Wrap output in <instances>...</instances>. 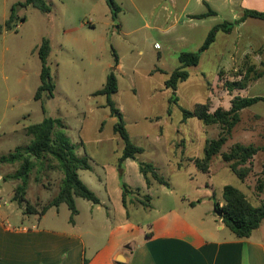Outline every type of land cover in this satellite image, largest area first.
I'll return each mask as SVG.
<instances>
[{"label":"rangeland","instance_id":"obj_1","mask_svg":"<svg viewBox=\"0 0 264 264\" xmlns=\"http://www.w3.org/2000/svg\"><path fill=\"white\" fill-rule=\"evenodd\" d=\"M25 1L0 0V24L9 19L13 7L19 18H25L16 22L15 29L0 33V158L31 143L27 127L45 118L58 119L61 126L57 131L66 135L76 155L89 158L93 168L79 171L81 180L98 189V176L104 175L103 167L113 165L124 147L120 135L114 131L118 115L111 113L106 96L94 95L104 88L118 57L121 66L114 70L118 92L111 99L122 114L132 142L145 149L140 156L142 161L154 159L156 137L163 135L165 147L158 172L172 183L178 195L199 196L204 201L200 210L210 209L213 213L216 203L222 202L223 188L227 185L243 191L256 206L264 201V189L258 190L259 180L264 179L262 105L254 106L260 110L257 113L248 110L241 113V122L222 148V152H227L236 143L260 148L244 182L230 171L220 155L211 163V176L196 171L192 160L203 156L204 145L217 139L221 128L204 125L196 118L184 121L182 113V109L193 110L197 104L204 103L210 104L211 112L218 108L227 110L236 96L253 94L250 88L256 81L244 89L228 87V83L243 78L247 62L239 69L214 77L215 55L222 51L226 57L241 55L242 50L237 52L232 41L241 34L246 44V28L233 31L231 36L219 34L216 42L202 54L198 66L188 69L189 79L174 93L166 89L165 82L180 67L179 54L198 51L215 22L193 21L192 26L186 25L184 14L174 24L176 16L181 17L182 13L153 10L152 5L158 0L138 4L141 11L130 0H115L119 12L107 0H45L51 9L48 13L32 6L21 7L19 4ZM190 10L198 13L204 7H197L193 2ZM162 13L166 15L160 18ZM254 22L255 32L264 33V22ZM44 39L51 45L48 67L54 90L52 97L44 91L37 100L42 70L39 48ZM174 95L178 102L172 101ZM102 161L108 164L102 165ZM56 165V160L48 157L29 175L26 198L38 210L60 190L64 175ZM178 165H182L180 169ZM19 167L20 163L0 161V196L11 203L21 181L10 176ZM156 190L154 187L152 194L163 198ZM100 195L104 197V192ZM76 205L86 215L92 204L77 198ZM11 208L17 212L11 218L12 223L27 216L17 203L13 202ZM59 209V218L68 219L71 214L68 206L62 204ZM47 221L55 218L49 217Z\"/></svg>","mask_w":264,"mask_h":264},{"label":"crops","instance_id":"obj_2","mask_svg":"<svg viewBox=\"0 0 264 264\" xmlns=\"http://www.w3.org/2000/svg\"><path fill=\"white\" fill-rule=\"evenodd\" d=\"M130 1L136 10L141 11L138 4L143 5L147 0ZM193 2L197 7H204V11H189ZM156 8L161 12L182 13L181 17L176 16L174 24L186 14V25L190 26L193 21L211 20L215 25L235 23L233 31L246 28V44L241 34L232 41L237 52L242 50L241 55L226 57L223 51L215 55L217 65L214 77L239 69L246 62V67H264V33L257 34L254 30V20H264L241 19L244 10L264 13V0H158L152 5L153 10ZM209 9L216 15L193 18ZM162 14H159L160 18L166 15ZM120 66L118 60L117 67ZM202 76L206 77L203 72ZM263 89L264 76L250 88L253 94L248 97H264ZM220 91L224 90L221 88ZM255 105H262L261 110H264L263 101ZM255 105L246 110L257 113L260 110ZM162 137H156L154 159L148 161L157 171L162 164L165 147ZM121 154L113 165L102 161V165L107 166L103 167L104 175L98 176V189L84 182L97 195L100 203L88 201L92 205L86 215H82L78 207L73 223L70 222L71 214L68 219L59 218L60 207H52L42 216L25 214L24 208L19 207L27 216L12 223L11 218L17 215L16 210L11 208L13 202L0 196V264H85V260L87 264H264V221L249 238H236L231 232H226L228 230L214 212L200 210L204 201L199 196L178 195L169 181V186L154 181L148 186L139 167L141 155L136 159H126L120 168ZM181 166L178 165V168ZM123 184L133 190L127 193V208L123 204ZM154 187L163 198L152 194ZM102 191L104 197L100 195ZM145 195L152 198L150 208L140 203ZM52 211L56 214L49 216ZM49 217L55 218V221H47ZM119 258L124 262L118 261Z\"/></svg>","mask_w":264,"mask_h":264},{"label":"trees","instance_id":"obj_3","mask_svg":"<svg viewBox=\"0 0 264 264\" xmlns=\"http://www.w3.org/2000/svg\"><path fill=\"white\" fill-rule=\"evenodd\" d=\"M109 6L115 11H120V7L115 0H107ZM21 7L32 6L42 12L48 13L51 11L50 6L45 0H26L19 4ZM117 15V12L115 13ZM216 12L209 9L206 13L193 16L196 19H203L210 16H215ZM254 18L264 20V13L254 10H244L242 20ZM19 18L15 13V7L12 8L11 15L4 24H0V33L4 30L10 31L15 29ZM235 23L222 22L212 27L201 47L196 52H182L179 54L180 67L174 70L170 77L165 82V87L172 90L174 93L178 90V86L187 81L190 77L189 68L195 67L200 63L201 56L206 52L212 44L217 40L219 34H231ZM51 52V45L48 39H44L39 48V57L42 63L41 70V86L39 87L36 99L41 98L42 92L48 91L50 96H53L54 85L50 76V68L48 67V57ZM118 65V57H115V67ZM115 67L107 77V81L103 89L96 92L94 95H104L107 97V105L110 107L111 113L118 115V122L114 126L115 133L119 134L124 147L119 159V167L128 158L136 159L137 156L144 153V149L135 145L132 142L125 122L120 110L116 108L112 101V95L118 92V79L115 74ZM243 78L239 82L228 83L230 90L238 87L244 89L249 83L255 82L264 76V67L256 69L254 66L246 67ZM222 75V74H220ZM242 75V74H239ZM227 87V88H228ZM172 101L178 102L177 95H174ZM264 102V97H240L236 96L231 101L229 109L218 108L211 112L210 104H197L193 110L182 109L183 119L196 118L204 125H219L221 132L217 139L209 141L205 148L204 154L200 158H194L192 161L201 173L211 176V163L213 159L220 155L222 160L228 165L230 171L235 174L242 182L251 173V164L254 157L260 151V148L255 145H244L236 143L230 147L227 152H222V148L228 142L234 129L241 122V113L247 108ZM58 126H61V121L53 118H45L41 123L27 127L26 132L32 137L31 143L25 148L18 147L14 153L7 156H2V163H20L18 170L11 175L13 179L21 181L14 192L12 202L17 203L20 208H24L25 214L44 215L50 208H58L62 204H66L71 212L70 222H74V217L78 213L75 198L79 197L93 204H99L100 200L97 195L81 180L79 171H89L92 166L87 156H78L74 151V146L68 141L66 135L62 131H57ZM48 157L56 160L58 168L64 175L58 194L49 201L41 210L31 205L26 198L28 178L35 168L42 164V161ZM140 171L143 174L148 186L152 182L160 185H167V180L159 174L156 167L152 163L139 162ZM123 189V204L127 208L126 198L127 193L133 190L126 185H122ZM264 189V179L259 180L258 190L261 192ZM139 191V190H137ZM145 200V201H144ZM144 200L140 203L145 208L151 207L152 198L149 195L144 196ZM221 202H217L216 206L223 212L219 218L227 230H229L236 238L247 239L252 233L258 229L264 221V201L259 205H254L240 189L227 185L222 192ZM191 205H194L191 203ZM87 264V260H85ZM121 264V263H117Z\"/></svg>","mask_w":264,"mask_h":264},{"label":"water","instance_id":"obj_4","mask_svg":"<svg viewBox=\"0 0 264 264\" xmlns=\"http://www.w3.org/2000/svg\"><path fill=\"white\" fill-rule=\"evenodd\" d=\"M214 213H215L219 218H221L222 215H223V212H222L220 209H218L217 206H215V208H214ZM118 261H120V262H124V260H123L122 258H119Z\"/></svg>","mask_w":264,"mask_h":264}]
</instances>
